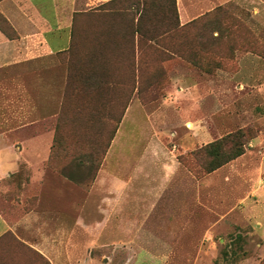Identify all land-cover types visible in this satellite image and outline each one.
Returning <instances> with one entry per match:
<instances>
[{"label": "rangeland", "instance_id": "obj_1", "mask_svg": "<svg viewBox=\"0 0 264 264\" xmlns=\"http://www.w3.org/2000/svg\"><path fill=\"white\" fill-rule=\"evenodd\" d=\"M138 1L106 3L109 13L92 16L72 55H66L76 64L71 71L74 88L65 91V84L61 99L69 122L57 123L54 116L27 128L15 122L9 130L6 93L0 90V137L18 140L49 133L53 140L57 131L65 145L61 162L53 166L47 159L37 169L50 173L52 185L57 181L83 192L92 188L105 166H121L129 173L143 163L158 176L175 162L181 172L179 186L186 189L183 203L180 199L172 204L167 195L155 222L127 229L130 239L125 241L113 234L107 239L102 227L88 232L63 215L59 220L48 215L25 220L16 233L25 242L10 230L0 237V264H264V141L256 140L264 139L259 122L264 90L258 87L264 83V0H216L212 8H203L206 16L183 29L174 26L171 0H146L144 31L174 28L159 46L137 43L132 19ZM0 27H5L1 19ZM58 58L68 72L65 56ZM177 78L188 84L191 96L176 101L172 86ZM26 86L31 110L24 116L33 122L39 119L36 79L30 78ZM124 104L126 128L119 144L113 141L117 130L110 139V118L120 115ZM75 108L81 114L70 124ZM176 116L183 118L182 124H174ZM235 132L242 133L244 153L207 174L208 160L200 149ZM96 148L100 165L93 179ZM146 157L149 161L144 162ZM62 167L73 181L60 174ZM32 172L21 163L15 174L0 180V187L18 200L16 194L22 184H31ZM35 182L17 213L38 211L43 181Z\"/></svg>", "mask_w": 264, "mask_h": 264}, {"label": "crops", "instance_id": "obj_2", "mask_svg": "<svg viewBox=\"0 0 264 264\" xmlns=\"http://www.w3.org/2000/svg\"><path fill=\"white\" fill-rule=\"evenodd\" d=\"M110 1L113 0H0V18L10 25L16 35L8 39L0 30V90L6 93L5 110L6 114H10L5 119L7 129L11 130L15 122H23L20 127L27 128L58 116L67 79V69L58 54L75 48L77 38L84 34L89 19L109 13L97 9ZM214 1L176 0L180 25L200 17L203 8H212ZM30 78L37 82L35 111L39 119L33 122L24 116L31 110L26 86ZM173 82H177L172 86L176 101L191 96L188 84L182 79L177 78ZM258 87L263 91L264 83ZM136 106L133 110H136ZM174 111L179 113L176 109ZM174 121L179 125L184 120L176 116ZM259 122L264 124V115ZM231 123L234 125L233 119ZM125 128L126 112L118 124L113 141L121 143ZM48 134L18 140L0 137V180L15 174L21 163L33 171L31 184H27L30 189L22 184L21 193L16 194L19 201L9 194L8 188L0 187V237L8 230L17 236V230L25 224V220H40L45 215L59 220L63 215L69 219V223L73 220L74 225L80 224L88 232L93 233L96 227H102L103 236L113 234L125 241L130 239L127 229L155 222L158 206L166 202V197H171L168 201L172 204L181 202L180 199L183 203L186 189L184 185L179 186L182 182L178 179L181 172L175 162L169 164V172H161L158 176H154L149 166L143 163L135 165L133 172L129 173L123 172L121 166L117 170L105 166L98 172L88 192L80 191L75 186L62 187L57 181H52V185L49 182L50 173L43 168L37 169L48 159L52 140ZM256 140L264 141L262 136ZM143 161H149V158ZM38 178L43 181L37 194L38 211L17 213L23 205L22 196L25 197L26 190L34 189ZM5 193L7 197L4 198ZM114 226L116 228H111ZM140 235L149 236L145 233ZM33 247L39 249L36 245Z\"/></svg>", "mask_w": 264, "mask_h": 264}, {"label": "trees", "instance_id": "obj_3", "mask_svg": "<svg viewBox=\"0 0 264 264\" xmlns=\"http://www.w3.org/2000/svg\"><path fill=\"white\" fill-rule=\"evenodd\" d=\"M116 1V0H114ZM112 1V2H114ZM172 2V11L170 12L172 15V18L174 20V26L176 29L178 28H186L192 24H194L197 20L203 18L204 16H206V14L201 15L200 17L190 21L189 23L181 26L179 23V18H178V13H177V6H176V1L175 0H171ZM110 4V3H109ZM137 4V3H136ZM138 4H140V7L138 6L135 11H134V17H133V22H132V28H133V34L137 35L139 40H138V44H142L143 41H146L148 43H151L153 45H158L162 39H164L169 32L174 31L173 29H169V30H165L163 32H158L155 34H149L146 33L144 31V21L145 18L147 16V12H148V5L146 0H140V2L138 1ZM108 4H105L103 6H101L99 9H97V11L102 12V11H107V9H105L104 7L107 6ZM130 9H125V11H129ZM1 19V18H0ZM2 22L4 23L5 27H0L1 32H3V34L8 38V39H13L16 35L15 33L12 31L10 25L4 20L1 19ZM74 39L76 40V35L75 33L73 34ZM75 44V41H74ZM73 44V45H74ZM137 44V45H138ZM159 46V45H158ZM74 48H70L69 50L63 52V53H59L58 56H70L72 55V52ZM165 51L170 52V50L168 48H163ZM62 60L65 61V63L68 65V72H67V79H66V88L65 91L70 90V88L72 89L73 83L71 80L72 77V67L76 66L75 63H72L70 61V57L64 59L62 58ZM104 81L100 80L98 83L102 84ZM74 88V86H73ZM76 88V87H75ZM67 95V93H65V96ZM86 105H88L86 103ZM63 104L61 106V110L57 116V123L60 120L69 122L68 118H65V111L62 109ZM78 108V107H77ZM75 108L74 110L76 111L74 113V110L71 111V113L73 112L74 114H72V118L70 121V124L72 123H77L78 121V115L81 114V110L82 109H77ZM124 109H125V104L122 105V109H121V113L120 115H118L116 118H110L112 121H114V126H113V133L110 139H112V137L114 136L117 128H118V124L121 121V117L124 113ZM58 129V126H56V130ZM242 138V133H233V134H228L227 136L221 138L220 140L214 141L212 143L207 144L203 149H200V153L203 152L204 155L207 157V163L205 165V172L207 174L214 172L215 170L221 168L222 166H224L225 164L231 162L232 160L238 158L239 156H241L244 153L243 150V145L241 144L240 140ZM65 145L62 144V136L61 134H59L57 131H55L54 133V137L52 140V145L50 148V154L48 157V162L52 165H56L58 162H61L62 157H60V152L63 153ZM98 148H96L95 150H93L94 155L96 156L93 161L96 164L95 170L93 171L94 175H93V179L96 176V173L98 171V167L100 165V161L99 158H97L98 154ZM93 155V154H92ZM194 155H196L194 153ZM198 155V154H197ZM60 174H62L65 177H68L67 174L65 173V167H62L59 170ZM71 181H73L72 177H68ZM92 179V180H93ZM79 184H82V182H77Z\"/></svg>", "mask_w": 264, "mask_h": 264}]
</instances>
